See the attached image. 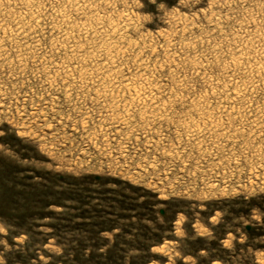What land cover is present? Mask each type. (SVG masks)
<instances>
[{
	"label": "rangeland",
	"instance_id": "374dc122",
	"mask_svg": "<svg viewBox=\"0 0 264 264\" xmlns=\"http://www.w3.org/2000/svg\"><path fill=\"white\" fill-rule=\"evenodd\" d=\"M263 41L264 0H0V264H264Z\"/></svg>",
	"mask_w": 264,
	"mask_h": 264
},
{
	"label": "bare ground",
	"instance_id": "6f19581e",
	"mask_svg": "<svg viewBox=\"0 0 264 264\" xmlns=\"http://www.w3.org/2000/svg\"><path fill=\"white\" fill-rule=\"evenodd\" d=\"M65 19V18H64ZM14 24V23H13ZM29 25V24H28ZM19 27V26H18ZM16 30V29H15ZM115 30V29H114ZM30 31V30H29ZM66 42V41H65ZM264 42V41H263ZM99 53V52H98ZM107 54V53H106ZM105 54V55H106ZM119 55V54H118ZM108 56V55H107ZM114 58V57H113ZM116 61V60H115ZM236 62V61H235ZM106 65H108V64H106ZM110 66V65H109ZM107 67V66H106ZM119 67V66H118ZM122 70V69H121ZM113 73V72H112ZM117 73V72H116ZM258 75V74H257ZM118 76V75H117ZM109 77V76H108ZM115 77V76H114ZM118 78V77H117ZM105 79V78H104ZM121 79V78H120ZM125 79V78H124ZM112 82V81H111ZM102 83V82H101ZM238 92V91H237ZM241 93V92H240ZM137 94V93H136Z\"/></svg>",
	"mask_w": 264,
	"mask_h": 264
}]
</instances>
